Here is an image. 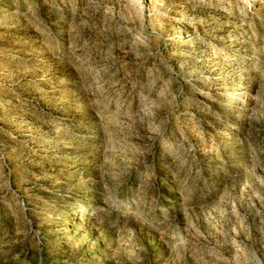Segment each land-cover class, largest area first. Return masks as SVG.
I'll list each match as a JSON object with an SVG mask.
<instances>
[{
    "label": "rangeland",
    "instance_id": "1",
    "mask_svg": "<svg viewBox=\"0 0 264 264\" xmlns=\"http://www.w3.org/2000/svg\"><path fill=\"white\" fill-rule=\"evenodd\" d=\"M0 264H264V0H0Z\"/></svg>",
    "mask_w": 264,
    "mask_h": 264
}]
</instances>
